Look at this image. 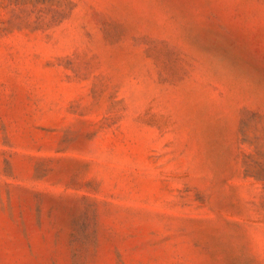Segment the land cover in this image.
<instances>
[{
    "label": "rangeland",
    "instance_id": "obj_1",
    "mask_svg": "<svg viewBox=\"0 0 264 264\" xmlns=\"http://www.w3.org/2000/svg\"><path fill=\"white\" fill-rule=\"evenodd\" d=\"M0 264H264V0H0Z\"/></svg>",
    "mask_w": 264,
    "mask_h": 264
}]
</instances>
